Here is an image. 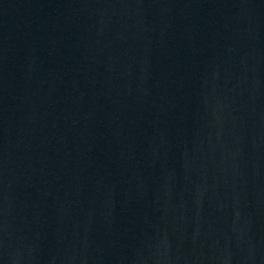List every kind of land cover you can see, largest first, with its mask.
<instances>
[{
    "label": "water",
    "instance_id": "water-1",
    "mask_svg": "<svg viewBox=\"0 0 264 264\" xmlns=\"http://www.w3.org/2000/svg\"><path fill=\"white\" fill-rule=\"evenodd\" d=\"M0 264H264V0H0Z\"/></svg>",
    "mask_w": 264,
    "mask_h": 264
}]
</instances>
